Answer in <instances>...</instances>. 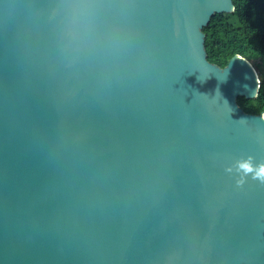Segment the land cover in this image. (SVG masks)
I'll list each match as a JSON object with an SVG mask.
<instances>
[{"label":"water","instance_id":"95a60500","mask_svg":"<svg viewBox=\"0 0 264 264\" xmlns=\"http://www.w3.org/2000/svg\"><path fill=\"white\" fill-rule=\"evenodd\" d=\"M233 0H0V264H264L258 70L212 62ZM232 167L231 173L225 169Z\"/></svg>","mask_w":264,"mask_h":264},{"label":"trees","instance_id":"16d2710c","mask_svg":"<svg viewBox=\"0 0 264 264\" xmlns=\"http://www.w3.org/2000/svg\"><path fill=\"white\" fill-rule=\"evenodd\" d=\"M233 12L215 13L204 27L208 58L225 66L235 54L247 57L261 71V87L255 98L239 97L252 113L264 112V0H233Z\"/></svg>","mask_w":264,"mask_h":264},{"label":"clouds","instance_id":"9594fccd","mask_svg":"<svg viewBox=\"0 0 264 264\" xmlns=\"http://www.w3.org/2000/svg\"><path fill=\"white\" fill-rule=\"evenodd\" d=\"M235 170L240 174V178L237 180L238 186L242 185L249 176L252 180L264 185V161L254 163V157L250 155L246 159L238 160ZM225 171L231 173L233 168L230 166Z\"/></svg>","mask_w":264,"mask_h":264},{"label":"rangeland","instance_id":"374dc122","mask_svg":"<svg viewBox=\"0 0 264 264\" xmlns=\"http://www.w3.org/2000/svg\"><path fill=\"white\" fill-rule=\"evenodd\" d=\"M256 66V69L258 70V72L260 73V71H261V69H260V67L257 65V64H255Z\"/></svg>","mask_w":264,"mask_h":264}]
</instances>
